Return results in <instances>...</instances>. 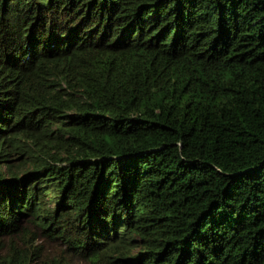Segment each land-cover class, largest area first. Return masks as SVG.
I'll return each mask as SVG.
<instances>
[{"label": "trees", "instance_id": "trees-1", "mask_svg": "<svg viewBox=\"0 0 264 264\" xmlns=\"http://www.w3.org/2000/svg\"><path fill=\"white\" fill-rule=\"evenodd\" d=\"M0 249L264 264V0H0Z\"/></svg>", "mask_w": 264, "mask_h": 264}, {"label": "rangeland", "instance_id": "rangeland-1", "mask_svg": "<svg viewBox=\"0 0 264 264\" xmlns=\"http://www.w3.org/2000/svg\"><path fill=\"white\" fill-rule=\"evenodd\" d=\"M37 244H41V251L42 254H50L55 251V248H58L59 245L56 242H53L51 240L45 239V238H38L36 241ZM0 252H2V249H0ZM67 258H70V255L66 256ZM74 264H84L82 261L74 260Z\"/></svg>", "mask_w": 264, "mask_h": 264}]
</instances>
